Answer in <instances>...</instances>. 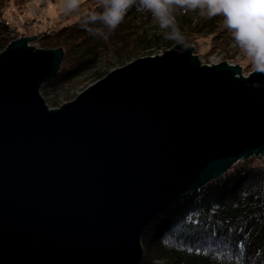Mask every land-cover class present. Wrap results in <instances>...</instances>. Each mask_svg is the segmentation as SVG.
<instances>
[{
    "label": "water",
    "instance_id": "water-1",
    "mask_svg": "<svg viewBox=\"0 0 264 264\" xmlns=\"http://www.w3.org/2000/svg\"><path fill=\"white\" fill-rule=\"evenodd\" d=\"M32 38L0 51V264H142L151 223L264 154V74L176 44L50 109L64 53Z\"/></svg>",
    "mask_w": 264,
    "mask_h": 264
},
{
    "label": "trees",
    "instance_id": "trees-1",
    "mask_svg": "<svg viewBox=\"0 0 264 264\" xmlns=\"http://www.w3.org/2000/svg\"><path fill=\"white\" fill-rule=\"evenodd\" d=\"M28 1L0 0V51L10 41L11 24L4 18V10L8 6L21 9ZM95 8V0H86L79 12H73L70 25L39 36L41 48H60L64 53L58 74L41 86L42 96L60 87L66 90L83 73L94 70L102 55L109 69L138 59L142 53L150 56L153 50L177 44L165 39L158 24H151V14L136 6L107 40L94 36L88 30L92 25L84 21L86 13ZM175 17L186 45L200 39L209 41L210 47L234 41L222 27V16L202 17L199 10L183 12L177 8ZM106 74L91 72L95 81ZM141 244L142 264H264V167L248 159L181 196L149 225Z\"/></svg>",
    "mask_w": 264,
    "mask_h": 264
},
{
    "label": "clouds",
    "instance_id": "clouds-1",
    "mask_svg": "<svg viewBox=\"0 0 264 264\" xmlns=\"http://www.w3.org/2000/svg\"><path fill=\"white\" fill-rule=\"evenodd\" d=\"M65 14L79 12L83 0H59ZM96 8L85 15V24L94 36L107 40L136 6L150 13L163 30L164 38L187 46L175 17V10L197 11L202 17L222 16L237 46L245 53L256 73L264 74V0H95ZM259 85H253L258 87Z\"/></svg>",
    "mask_w": 264,
    "mask_h": 264
},
{
    "label": "rangeland",
    "instance_id": "rangeland-1",
    "mask_svg": "<svg viewBox=\"0 0 264 264\" xmlns=\"http://www.w3.org/2000/svg\"><path fill=\"white\" fill-rule=\"evenodd\" d=\"M85 1L86 0H83V2ZM61 8L62 5L60 4L59 0H30L23 4L21 9H17L14 6H8L3 13L4 18L11 24L8 35V40L10 41L8 44L11 41L21 37L28 38L30 36H35L36 38H32L28 45L35 49H43L37 42L41 34L52 28L68 26L74 19L73 13L65 14L61 11ZM151 24L157 25L158 23L152 20ZM208 42L209 41L205 39H200L194 44H190V46L193 47V54L198 57V60L201 64L215 65L223 61L233 65L237 64L241 68V73L243 76H247L253 71L245 53L239 48V46L235 44L234 41L230 43H220V45L214 47L213 45L210 47ZM164 51L165 49L163 48L153 50L151 52L152 55L150 56L161 55ZM144 54L145 57L149 56L148 53ZM142 55L143 53L139 57H144ZM135 59H132L131 61ZM104 62L105 57L102 55L101 61L99 62L98 66L94 68V70L83 73L82 76L77 78L71 86L66 88V90L64 87H60L57 91L49 92L48 95L42 96L46 105L50 109H54L63 103L73 100L80 92L95 82V78L91 76V72L97 70L108 73L114 68L122 67L129 63L125 62L122 64V66L117 63L108 69L107 65H104ZM249 160H252L257 164V166L264 167V161L263 158L261 159V156L252 157ZM245 162L246 160L237 162L234 166L240 167Z\"/></svg>",
    "mask_w": 264,
    "mask_h": 264
},
{
    "label": "built area",
    "instance_id": "built-area-1",
    "mask_svg": "<svg viewBox=\"0 0 264 264\" xmlns=\"http://www.w3.org/2000/svg\"><path fill=\"white\" fill-rule=\"evenodd\" d=\"M227 64H229V65H233V64H230V63H227ZM261 156V159L263 158V161H264V154H262V155H260ZM259 156V157H260Z\"/></svg>",
    "mask_w": 264,
    "mask_h": 264
}]
</instances>
